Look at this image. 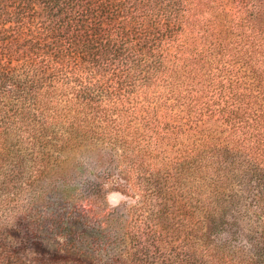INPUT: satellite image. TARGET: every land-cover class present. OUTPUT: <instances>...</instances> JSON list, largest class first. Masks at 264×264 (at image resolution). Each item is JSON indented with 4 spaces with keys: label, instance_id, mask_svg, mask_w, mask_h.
Instances as JSON below:
<instances>
[{
    "label": "trees",
    "instance_id": "1",
    "mask_svg": "<svg viewBox=\"0 0 264 264\" xmlns=\"http://www.w3.org/2000/svg\"><path fill=\"white\" fill-rule=\"evenodd\" d=\"M22 1L0 38V207L49 154L106 143L142 200L110 264H264V0ZM19 253L0 233V264H66Z\"/></svg>",
    "mask_w": 264,
    "mask_h": 264
},
{
    "label": "rangeland",
    "instance_id": "2",
    "mask_svg": "<svg viewBox=\"0 0 264 264\" xmlns=\"http://www.w3.org/2000/svg\"><path fill=\"white\" fill-rule=\"evenodd\" d=\"M218 1L226 9L233 4ZM23 5L22 0H0L1 39L3 29L20 17ZM41 19L32 21L41 26ZM48 158L49 170L34 182L21 184L18 197L0 207L5 245L33 263L110 264L130 253L127 225L133 207L142 200L121 151L106 143H87ZM219 237L224 235L215 240ZM228 239L240 244L236 235Z\"/></svg>",
    "mask_w": 264,
    "mask_h": 264
}]
</instances>
